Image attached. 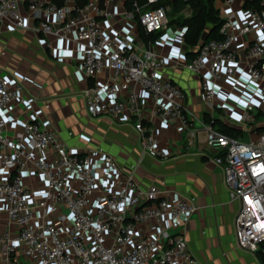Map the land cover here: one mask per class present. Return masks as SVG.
<instances>
[{"label": "built area", "instance_id": "1", "mask_svg": "<svg viewBox=\"0 0 264 264\" xmlns=\"http://www.w3.org/2000/svg\"><path fill=\"white\" fill-rule=\"evenodd\" d=\"M215 1L223 38L202 41L185 67L200 80L211 118L207 144L218 152L230 200L239 203L236 244L264 252V0ZM193 13L191 0H0V34L73 37L80 69L97 80L83 93L89 115L136 117L142 153L163 160L168 155L148 125L144 94L159 120L190 129L187 95L163 75L173 58L158 52H186L188 27L179 21ZM104 20L113 22V32ZM27 81L0 78V264H200L179 232L194 214L193 198L172 201L157 185H142L136 165L121 166L103 148L72 151L36 111L22 130L8 133L12 109L33 104ZM217 109L246 140L213 124ZM189 133L192 146L197 130Z\"/></svg>", "mask_w": 264, "mask_h": 264}, {"label": "crops", "instance_id": "2", "mask_svg": "<svg viewBox=\"0 0 264 264\" xmlns=\"http://www.w3.org/2000/svg\"><path fill=\"white\" fill-rule=\"evenodd\" d=\"M214 5L217 9L216 1ZM113 25L109 20L102 22L110 33L114 31ZM78 47L73 37L57 39L32 30L8 29L0 34V78L26 75V96L33 100L29 106L20 103L12 109L8 133L13 135L22 130L29 114L38 112L42 126L52 129L72 151L84 155L103 148L121 166L136 165L135 177L142 185H157L162 195L172 201L193 198L194 214L180 226L179 232L200 264H260L256 253L246 252L236 244L239 203L230 200L222 170L214 160L218 152L207 144L204 125L210 123L208 108L202 98L200 80L185 67L186 52L158 53L173 58L163 75L173 79L186 93V103L192 112L190 129L159 120L154 115V100L144 94L146 115L150 117L148 125L154 129L158 147L168 155L161 160L142 153L140 138L134 130L136 117L124 115L112 119L89 115L83 93L97 80L80 69ZM97 79L103 82L105 75ZM47 103L49 108L45 107ZM214 115L219 123L239 132L237 123H224L220 110ZM192 128L197 135L189 146ZM241 135L243 139L248 136ZM32 182L31 176L25 177L27 186L31 187Z\"/></svg>", "mask_w": 264, "mask_h": 264}, {"label": "trees", "instance_id": "3", "mask_svg": "<svg viewBox=\"0 0 264 264\" xmlns=\"http://www.w3.org/2000/svg\"><path fill=\"white\" fill-rule=\"evenodd\" d=\"M56 4L62 5L64 0H54ZM85 0H82V2ZM215 0H191L194 13L192 18L187 20L179 21L180 25L187 26L188 31L186 33L185 42L188 49L193 48L192 50H186V58L188 60L196 56V48L201 44L202 39L208 35L207 40H220L222 35L220 33L221 27L223 25V20L214 5ZM144 32H142L143 34ZM145 37V34L143 35ZM157 35H149L145 38L147 40H155ZM207 121H211V118L208 117ZM214 125H217L219 129L229 135L238 137L239 132L233 130L221 123L219 120L214 119ZM256 255L260 261V264H264V252L258 251Z\"/></svg>", "mask_w": 264, "mask_h": 264}, {"label": "water", "instance_id": "4", "mask_svg": "<svg viewBox=\"0 0 264 264\" xmlns=\"http://www.w3.org/2000/svg\"><path fill=\"white\" fill-rule=\"evenodd\" d=\"M207 37H208V35L205 36V38H204V40H203L204 42L207 40Z\"/></svg>", "mask_w": 264, "mask_h": 264}, {"label": "rangeland", "instance_id": "5", "mask_svg": "<svg viewBox=\"0 0 264 264\" xmlns=\"http://www.w3.org/2000/svg\"><path fill=\"white\" fill-rule=\"evenodd\" d=\"M203 40V39H202ZM187 69V68H186ZM188 70V69H187ZM189 71V70H188ZM191 72V71H190ZM245 140H246V138H245Z\"/></svg>", "mask_w": 264, "mask_h": 264}]
</instances>
